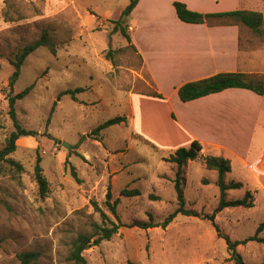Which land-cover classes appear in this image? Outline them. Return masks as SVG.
Wrapping results in <instances>:
<instances>
[{"label":"rangeland","instance_id":"obj_1","mask_svg":"<svg viewBox=\"0 0 264 264\" xmlns=\"http://www.w3.org/2000/svg\"><path fill=\"white\" fill-rule=\"evenodd\" d=\"M128 3L0 0V148L15 131L8 107V78L13 71L9 60L43 31L57 46L55 57L43 47L28 56L13 87L15 95L33 85L29 95L16 102L15 116L22 129L35 134L20 138L7 157L18 167L0 164V264H18L17 255L29 251L40 253L37 264H72L67 260L72 241L80 233H92L93 224L102 222L92 202L120 229L110 240L83 252L86 264H234L224 238L242 241L264 222L260 198L252 209L215 213L220 197L217 173L195 162L188 170L186 166L183 195L185 208L197 217L177 215L164 229L128 227L134 221L149 222L148 215L160 225L178 208L176 166L165 162L170 155L153 149L145 137L148 116L158 102L136 93L153 92L151 82L141 70L139 56L113 31ZM248 4L264 12V0ZM149 11L144 2L136 14L138 27L132 36L140 44L147 15L172 16L168 6ZM120 25L130 35L129 18ZM245 51L241 50L242 59L252 53L256 69L264 73V49ZM76 89L84 91L62 95ZM130 90L136 92L133 102L119 95ZM124 116L129 119L125 124L91 134L101 124ZM37 158L49 183L44 200L33 179ZM226 180L233 179L227 175ZM109 184L111 201L119 199L118 220L104 206ZM123 189L139 190L140 195L120 197ZM242 197L239 191L226 193L227 200ZM237 252L244 264H264V245L249 242L238 246Z\"/></svg>","mask_w":264,"mask_h":264},{"label":"crops","instance_id":"obj_2","mask_svg":"<svg viewBox=\"0 0 264 264\" xmlns=\"http://www.w3.org/2000/svg\"><path fill=\"white\" fill-rule=\"evenodd\" d=\"M249 1L140 0L129 16L130 38L141 59L142 72L161 98L132 90L120 91L119 95L127 96L131 102L135 93L157 100L155 110L148 116L147 143L168 156L198 142L202 147L201 157L214 156L229 161L231 171L227 175L233 180H226V175L225 183H240L242 188L228 192L234 194V191H239L243 195L250 192L255 207L258 198L264 199V96L245 89H228L182 103L177 90L186 83L220 73L262 77L264 73L256 69L252 53L247 51L264 49V40L237 25L183 23L173 8L174 2H182L187 9L200 14L251 11L261 13L264 18L263 10L249 8ZM144 2L154 12L168 6L172 16L147 15L144 21L147 20L148 27L144 31L143 44H140L132 33L138 27L135 18ZM151 21L156 24L150 25ZM243 48L247 50L245 59L241 57ZM124 117L126 121L121 124L129 120ZM195 162L205 167L199 159L189 161L187 170Z\"/></svg>","mask_w":264,"mask_h":264},{"label":"trees","instance_id":"obj_3","mask_svg":"<svg viewBox=\"0 0 264 264\" xmlns=\"http://www.w3.org/2000/svg\"><path fill=\"white\" fill-rule=\"evenodd\" d=\"M140 0H129L128 5L121 12L120 18L115 22L113 31L119 32L123 39L127 42L128 47H131L135 52L136 49L131 42L130 35L128 34V28L122 27L120 21L129 18L133 10L136 8ZM173 8L177 18L186 24H207L209 26L214 25H237L239 27H245L250 30L253 36L257 38L264 39V18L261 13L251 12V11H233L220 14H200L187 9L186 5L182 2H174ZM48 49L51 56L55 57L57 54V46L52 38L48 35L46 31H43L40 37L36 40L28 42L23 47L18 49L14 54L13 59L9 60V64L13 68L12 74L8 78V88L10 94L8 95V107L9 116L13 122L15 131L10 134L6 141V145L0 148V164L2 162H7L15 167H18L13 161L7 159L8 156L13 154L16 150V142L22 137H33L35 133L31 131H26L20 127L15 116V104L17 101L23 100L33 89V85L29 86L22 92L13 95V87L15 86L20 74L21 68L27 59L33 52L39 48ZM228 89H245L253 92L258 96H264V80L256 75H246L241 73H220L202 80L189 82L182 85L177 90V96L182 103H187L194 101L212 94H217ZM83 89H76L74 91H65L62 95H74L82 93ZM148 96L161 98V95L156 92L148 93ZM126 121L125 117H116L111 119L100 126H98L92 135H96L98 132L105 130L114 125L121 124ZM98 141L97 139H95ZM202 147L198 142H193L188 148H181L176 150L169 158L164 159L165 162L174 164L176 166L174 174V190L177 199V210L170 214L165 221L158 225L152 223V217L148 215L149 222L134 221L128 227L139 228L141 230H147L153 227L160 226L161 228H166L177 215L186 217H197V214L185 208V199L183 195V187L185 182V169L189 161H195L201 159L204 163L205 168L208 171H214L217 173V187L219 189V202L215 209V213L221 212L224 209H235L244 208L252 209L254 207L253 195L246 191L241 199L227 200L226 193L231 190H239L242 188L240 183H225V176L230 173L231 167L228 160L220 157L206 156L201 157ZM41 160L37 158L33 170V179L37 187L38 196L41 200L47 198L49 192V183L45 176L43 175V170L40 165ZM72 170V176L76 179V174ZM77 180V179H76ZM204 184L207 181L202 180ZM140 195V191L133 189L127 190L123 189L119 196L123 198H134ZM104 206L107 211L118 220V215L116 213V206L119 204V199L112 200L111 185L107 186L105 195ZM92 206L96 213L100 215L102 220L101 224H93L92 233H80L71 243V249L69 251L67 260L72 264H86L83 258V252L92 246L99 245L102 241L110 240L115 234L118 233L120 229L119 224H115L109 221L107 215L98 207V205L92 202ZM264 232V222L260 223L256 229L253 236L248 237L242 241H231L229 238L225 237V243L227 246V251L230 256V261L234 264H244L241 255L237 252L238 246H244L249 242H256L258 244L264 245V238L262 233ZM40 253L37 251L22 252L17 255L16 259L18 264H37Z\"/></svg>","mask_w":264,"mask_h":264},{"label":"water","instance_id":"obj_4","mask_svg":"<svg viewBox=\"0 0 264 264\" xmlns=\"http://www.w3.org/2000/svg\"><path fill=\"white\" fill-rule=\"evenodd\" d=\"M60 144L63 146V147H65L67 150H70V145H68L67 143H65V142H60Z\"/></svg>","mask_w":264,"mask_h":264}]
</instances>
